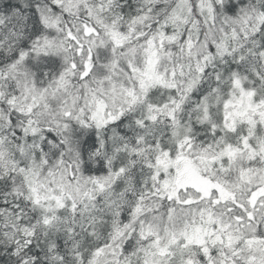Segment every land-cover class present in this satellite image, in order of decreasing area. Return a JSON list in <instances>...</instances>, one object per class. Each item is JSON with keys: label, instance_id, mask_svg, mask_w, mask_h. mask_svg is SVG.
Masks as SVG:
<instances>
[{"label": "snow or ice", "instance_id": "6c2138e0", "mask_svg": "<svg viewBox=\"0 0 264 264\" xmlns=\"http://www.w3.org/2000/svg\"><path fill=\"white\" fill-rule=\"evenodd\" d=\"M0 264H264V0H0Z\"/></svg>", "mask_w": 264, "mask_h": 264}]
</instances>
